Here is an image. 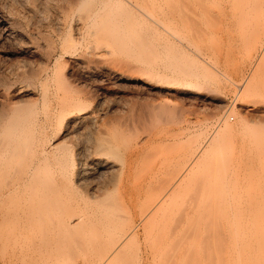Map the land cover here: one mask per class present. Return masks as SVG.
<instances>
[{
    "label": "rangeland",
    "instance_id": "obj_1",
    "mask_svg": "<svg viewBox=\"0 0 264 264\" xmlns=\"http://www.w3.org/2000/svg\"><path fill=\"white\" fill-rule=\"evenodd\" d=\"M94 1L99 13L109 2V28L104 38L89 35L96 24L83 29L75 56L90 52L94 61L100 58L91 66L98 65L93 71L103 88L83 82L74 88L87 110L100 109V118L87 128L89 133L81 130L75 135L79 139H70V148L94 133L107 134L121 161L138 167L153 163L158 195L164 168L170 167L176 179L185 164V180L170 194L172 240L186 226V245L192 249L186 248L198 251L199 264H206L201 258L209 251L221 257V264L233 255L234 263L241 264L243 253L254 264H264V0ZM21 26L30 33L29 25ZM10 46L0 40V75L23 58ZM100 66L112 76L104 77ZM224 121L232 127L229 132ZM136 216L120 224L122 229L138 226L121 259L124 264L160 263ZM86 234L78 261H90L94 245L103 243L101 234V239ZM17 240L5 246L0 239V264L39 262L40 255L19 250L23 241Z\"/></svg>",
    "mask_w": 264,
    "mask_h": 264
},
{
    "label": "bare ground",
    "instance_id": "obj_2",
    "mask_svg": "<svg viewBox=\"0 0 264 264\" xmlns=\"http://www.w3.org/2000/svg\"><path fill=\"white\" fill-rule=\"evenodd\" d=\"M94 2L0 0V40L23 57L7 69L4 66L6 74L0 75V239L5 246L20 239L19 250L26 248L33 257L39 254V262L30 264H118L121 260L119 264H124L121 257L138 226L122 229L120 224L138 215L151 254H158L157 264H197L198 251H189V242L186 245V226L177 234L182 237L176 239L174 234L172 240L175 225L170 224L172 230L168 225L175 208L169 202L171 189L185 180V164L176 179L170 167L164 168V187L158 195L153 163L138 167L121 161L116 157L119 148L107 134L94 133L86 143L70 148L69 140L81 130L87 133L100 118V109L87 110L85 98L74 88L76 82L102 87V79L99 83L93 71L98 65L91 66L95 54L75 56L76 37L83 29L96 24L89 35L101 33L104 38L109 28V2L99 5L100 13L98 4L94 10ZM237 2L232 3L241 1ZM244 4L241 9L248 3ZM24 22L36 38L21 26ZM101 66L104 77L112 76ZM231 128L223 122L225 131ZM86 233L100 239L101 234L103 243L94 245L90 261H78L84 248L80 239ZM209 252L202 254L203 262L218 264L221 257ZM233 256L226 264H235ZM241 264L254 261L243 253Z\"/></svg>",
    "mask_w": 264,
    "mask_h": 264
}]
</instances>
